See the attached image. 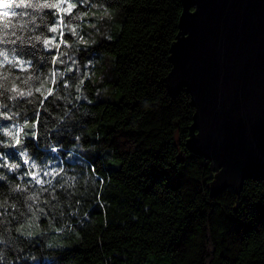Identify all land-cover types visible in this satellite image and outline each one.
I'll use <instances>...</instances> for the list:
<instances>
[{"label":"trees","instance_id":"obj_1","mask_svg":"<svg viewBox=\"0 0 264 264\" xmlns=\"http://www.w3.org/2000/svg\"><path fill=\"white\" fill-rule=\"evenodd\" d=\"M87 1L70 14L15 9L25 13L9 16L15 28L0 19V50L28 62L0 63V79L8 69L17 86L54 81L47 98L0 97L13 117L0 128H24L20 145L0 147V165H20L0 167V264H264V178L213 192L211 162L188 148L192 97L166 81L182 0ZM104 11L111 20L98 19ZM72 19L78 32L58 49L35 40Z\"/></svg>","mask_w":264,"mask_h":264},{"label":"water","instance_id":"obj_2","mask_svg":"<svg viewBox=\"0 0 264 264\" xmlns=\"http://www.w3.org/2000/svg\"><path fill=\"white\" fill-rule=\"evenodd\" d=\"M168 85L195 107L188 148L211 162L213 192L264 178V0H182Z\"/></svg>","mask_w":264,"mask_h":264},{"label":"snow or ice","instance_id":"obj_3","mask_svg":"<svg viewBox=\"0 0 264 264\" xmlns=\"http://www.w3.org/2000/svg\"><path fill=\"white\" fill-rule=\"evenodd\" d=\"M30 4L31 3L27 2V0H19V2H3V0H0V7H2L4 9L2 15H0V19L5 21L3 27L5 29H7L9 27V25L7 23V21L9 20V16L11 15L13 17V13L10 12L8 9H11L12 7H15L16 9H20L21 6H23L24 9H27V8H29ZM65 4H66V6H64ZM34 7L35 8H46V9H57L61 13H69L70 14L71 10L75 7V5H73L72 3H67L66 0H57L56 3L45 2L43 4H36V5H34ZM50 31L52 33H59L60 32V26H53V27H51ZM70 31L72 33H74L76 31V29L75 28H71ZM35 40L40 41L46 47H52V48H56V49H58L61 45H63L65 43V41L63 39H60L59 42H57L54 39H48V38L42 39L40 36L35 37ZM81 42H83V41H81ZM8 55L9 54L7 52L4 53V59L5 60L8 59ZM62 55H63V53H61V56ZM54 62H63V61L60 59V56H57V57L54 58ZM17 63H19V65L21 67H23L24 64L28 63V62H17ZM17 63H14L15 67L17 66ZM61 75H63V74L61 73ZM55 76H56L55 72L51 73V77L54 78ZM5 79H7V77H5ZM38 80L40 81V84H39L40 87H37L36 92L40 93L43 96H45V98H47V96L52 95L53 94V88L51 86L45 87L42 84L43 80L41 78L38 79ZM50 81L51 82L49 84H52L54 82L52 80H50ZM12 91L13 92H19L20 93V97H24L25 95L30 97V96L33 95L32 92L25 93L23 90H21L20 88H18L15 85L12 87ZM4 118L7 119V120L13 119V117L11 115H8V114H5ZM23 132H24V128L23 127H20L19 129H17L16 135L13 138V142L14 143L11 144L10 146H17V145L21 144V138H20L21 135L20 134L23 133ZM8 135L9 136H13L12 131H9ZM21 153H24V163H29V158H28L27 153L25 151H21ZM0 167H2V165H0ZM8 167H9V169H12V170L17 169L16 165H8ZM19 167H20V165H19ZM33 167H35V165H33ZM33 178L35 179V176ZM0 179H3V177H0ZM38 182H42V181H38Z\"/></svg>","mask_w":264,"mask_h":264},{"label":"clouds","instance_id":"obj_4","mask_svg":"<svg viewBox=\"0 0 264 264\" xmlns=\"http://www.w3.org/2000/svg\"><path fill=\"white\" fill-rule=\"evenodd\" d=\"M85 2H87V0H85ZM34 5H36V4H32L31 3L29 5V8H35ZM92 7L93 8H97V7L102 8L103 6L102 5L93 4ZM15 9H16L15 7H12L11 9H8L9 11H11L13 13V18H15V17L23 18V16L25 15V13L23 11L17 12ZM20 9H24L23 6H21ZM77 19H79V16L77 17ZM98 19L100 21H103L105 19L111 20V17L107 13V11H104L103 14L99 16ZM7 23H8L9 26H12L13 28H15L17 26V25H12L11 24V20H8ZM91 27H95V25H91ZM76 34L77 33L75 31L73 33V35H76ZM103 35H104L105 38L111 39V36L109 35V32L107 30L104 31ZM4 53H6V52L3 51V50H0V56L3 57V61H0V63H10L12 67H15V64L12 61H9L8 59L7 60L4 59ZM56 75L57 76H60L61 74L60 73H56ZM9 76H10V71L8 69H5L3 71V73H2V79H0V89H4L5 91H0V97H4L5 96V92H8V93H11V96L8 97V98L11 99V100H16L17 97L20 96V93L19 92H13L12 91V87L14 85L17 86L16 85V79L17 78L10 79ZM5 77H7V79H5ZM38 79H40V77H38V76H31V75L30 76H27L23 80L22 85H19L17 87L21 89L24 86H27V90L24 91V92L25 93L32 92L34 94V92H36L37 87L33 88L32 82L35 81V80H38ZM50 82H51L50 79H46V80H43L42 81V84L44 86H46ZM38 87H40V85ZM76 90L79 91V83L76 85ZM103 91L106 93L107 92V89H104ZM96 95L97 96H100L101 95V90L100 89H97ZM25 96H27V95H25ZM30 102H32V101H30ZM143 106L145 107L146 110H148L151 105H150V102L144 101V105ZM0 107H7V105L6 104H3L2 102H0ZM5 114H7V113L0 112V116L5 117ZM9 131H12L13 136H9L8 135V132ZM0 135H2L4 137L10 138V140L0 141V147H8V146H10L13 143V138L16 135V131H13L11 127H4V128H0ZM20 156L24 159V153H21L20 152ZM8 165H16L17 168H19V165L18 164H6V165H2V167H4V166L8 167ZM28 199H30V200L31 199H36V197L34 195H30L28 197ZM17 231H20V229H17ZM0 243H3V240L2 239H0ZM0 258H2V256H0Z\"/></svg>","mask_w":264,"mask_h":264},{"label":"rangeland","instance_id":"obj_5","mask_svg":"<svg viewBox=\"0 0 264 264\" xmlns=\"http://www.w3.org/2000/svg\"><path fill=\"white\" fill-rule=\"evenodd\" d=\"M76 0H66V2L67 3H72L73 5H75L74 4V2H75ZM79 2L81 3V4H83V5H86L87 7H89L90 6V4L88 3V1L87 2H85V0H79ZM64 6H66V4L64 5ZM74 9H75V7L71 10V13L74 11ZM83 12H86L85 10L83 11ZM69 14V13H68ZM83 22L84 23H87V24H90V21H89V16L88 15H86L85 17H84V19H83ZM75 21L72 19L70 22H65L64 20H61V21H59V23L57 24V26H60V32L59 33H54V35H53V37H52V39H54V40H56L57 42H59V39H58V37L59 36H62L63 34H65V33H72L71 31H70V29L71 28H75L76 29V32H78V29L75 27ZM90 37H91V31L89 30V31H87V33L85 34V36L83 37V38H81V41H83L82 43L84 44H86V43H90ZM232 185H234L235 186V184H232Z\"/></svg>","mask_w":264,"mask_h":264}]
</instances>
